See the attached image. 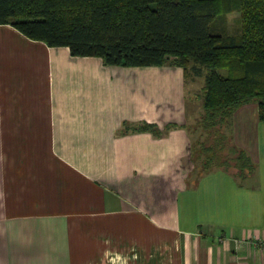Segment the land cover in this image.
<instances>
[{
	"label": "crops",
	"instance_id": "1",
	"mask_svg": "<svg viewBox=\"0 0 264 264\" xmlns=\"http://www.w3.org/2000/svg\"><path fill=\"white\" fill-rule=\"evenodd\" d=\"M206 77L0 25V264H264V122L252 102L224 129L252 173L206 170Z\"/></svg>",
	"mask_w": 264,
	"mask_h": 264
},
{
	"label": "trees",
	"instance_id": "2",
	"mask_svg": "<svg viewBox=\"0 0 264 264\" xmlns=\"http://www.w3.org/2000/svg\"><path fill=\"white\" fill-rule=\"evenodd\" d=\"M234 13L239 32L230 34ZM0 25L48 47L68 48L74 57L101 58L106 66H174L186 74L194 65L204 67L201 128L216 142L202 144V165L213 169L219 157L217 167L236 177L254 170L223 129L252 102L264 122V0H0Z\"/></svg>",
	"mask_w": 264,
	"mask_h": 264
},
{
	"label": "rangeland",
	"instance_id": "3",
	"mask_svg": "<svg viewBox=\"0 0 264 264\" xmlns=\"http://www.w3.org/2000/svg\"><path fill=\"white\" fill-rule=\"evenodd\" d=\"M238 19H239V14L238 13H234V14H231L229 17H228V21H227V26H228V32L230 33V34H236V33H238L239 32V23H238ZM197 123L195 122H191V123H189L188 124V126H189V128H195V125H196ZM201 130V129H200ZM224 130V129H223ZM215 140H214V137H212V136H210L209 135V141H208V145H214L215 144ZM225 145H227V146H229L230 145V143H229V141L228 140H226L225 141ZM222 155H224V152H223V154ZM218 156V155H217ZM205 159V158H204ZM224 159V158H223ZM220 160H221V158L219 159V157H218V159L215 161V162H213L212 163V167L211 168H215V167H217L218 166V164L220 163ZM219 162V163H218ZM25 172H26V177H27V174H32V172H29V169H28V166H25Z\"/></svg>",
	"mask_w": 264,
	"mask_h": 264
}]
</instances>
